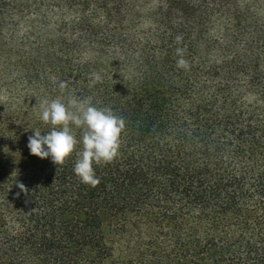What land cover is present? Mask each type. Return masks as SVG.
I'll use <instances>...</instances> for the list:
<instances>
[{
    "label": "trees",
    "instance_id": "trees-1",
    "mask_svg": "<svg viewBox=\"0 0 264 264\" xmlns=\"http://www.w3.org/2000/svg\"><path fill=\"white\" fill-rule=\"evenodd\" d=\"M147 1L0 0V264H264V0ZM68 96L125 122L95 186L27 147Z\"/></svg>",
    "mask_w": 264,
    "mask_h": 264
},
{
    "label": "clouds",
    "instance_id": "clouds-1",
    "mask_svg": "<svg viewBox=\"0 0 264 264\" xmlns=\"http://www.w3.org/2000/svg\"><path fill=\"white\" fill-rule=\"evenodd\" d=\"M181 36H176L177 44ZM184 49L177 47L176 67L187 69L188 62L183 58ZM94 80H100L99 74H92ZM61 92L66 84L54 80ZM39 119L52 126L50 131L41 134L33 129V134L28 137L27 147L30 154L40 158H50L53 163H63L77 143L82 145L77 152L73 172L82 183L95 186L99 178L95 176L93 164L108 163L117 155L120 134L125 127L122 117L116 116L109 107H97L90 98L78 99L68 96L55 99H44L39 103ZM69 124L81 129L80 140L77 141ZM59 126V127H57ZM19 187L23 190L24 186Z\"/></svg>",
    "mask_w": 264,
    "mask_h": 264
},
{
    "label": "rangeland",
    "instance_id": "rangeland-1",
    "mask_svg": "<svg viewBox=\"0 0 264 264\" xmlns=\"http://www.w3.org/2000/svg\"><path fill=\"white\" fill-rule=\"evenodd\" d=\"M157 2H158V0H148L147 1V3L145 4V10H146V12L148 11V10H150V8H153L154 6H156V4H157ZM144 26H148L147 24L146 25H144ZM24 31H25V29L23 28V30H21V32H18L17 34V36H22L23 34H24Z\"/></svg>",
    "mask_w": 264,
    "mask_h": 264
}]
</instances>
